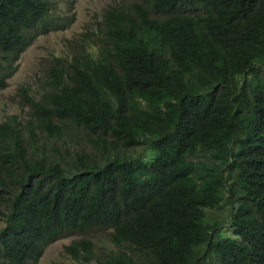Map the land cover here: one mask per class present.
Masks as SVG:
<instances>
[{
    "label": "trees",
    "instance_id": "16d2710c",
    "mask_svg": "<svg viewBox=\"0 0 264 264\" xmlns=\"http://www.w3.org/2000/svg\"><path fill=\"white\" fill-rule=\"evenodd\" d=\"M54 1L0 0V87L59 28ZM101 25L0 123V264L93 229L115 248L98 264H264V0H137ZM65 249L95 258L90 238Z\"/></svg>",
    "mask_w": 264,
    "mask_h": 264
},
{
    "label": "rangeland",
    "instance_id": "374dc122",
    "mask_svg": "<svg viewBox=\"0 0 264 264\" xmlns=\"http://www.w3.org/2000/svg\"><path fill=\"white\" fill-rule=\"evenodd\" d=\"M130 0H55L51 9V17L59 22H67L62 30L37 34L32 43L12 63L10 76H5V86L0 90V121L7 115L18 113L21 120H26L30 110L25 94L30 89L33 97L38 98L42 91L44 73L54 63L53 58L63 61L80 46L94 54V48L101 37L100 22L108 8L119 2ZM44 141H40L41 144ZM57 149L62 154L65 150L89 151L91 147L77 144L73 138L64 136L57 140ZM74 157V155H71ZM90 238L95 244V256L103 258L104 254L115 249L110 242L109 232L93 229L87 236L72 235L50 243L42 256L31 264H71L72 260L64 252V247L73 240ZM86 264H98L90 260Z\"/></svg>",
    "mask_w": 264,
    "mask_h": 264
},
{
    "label": "clouds",
    "instance_id": "9594fccd",
    "mask_svg": "<svg viewBox=\"0 0 264 264\" xmlns=\"http://www.w3.org/2000/svg\"><path fill=\"white\" fill-rule=\"evenodd\" d=\"M136 1H137V0H130V1L127 2V3H125V2H119V3H116L114 6H116V7H117V6H123L125 9L130 10L132 4L135 3ZM50 13H51V11H50ZM50 16H51V14H50ZM51 18H52V17H51ZM53 19H54V18H53ZM101 22H102V21H101ZM55 23H56V24H59V28H58L57 30H62V29H64V28H65V25L67 24V22H59V21H57V20H56ZM101 29H102V25H101ZM57 30H55V31H57ZM49 32H52V31H49ZM43 35H44V34H43ZM44 77H45V73H44V76H43V79H42V86H43ZM1 89H3V87H0V90H1ZM26 91L29 92V93L25 94L26 103H27L28 95H32V94L30 93V89H27ZM42 91H43V90H42ZM27 105H28V104H27ZM28 107H29V106H28ZM29 110H30V109H29ZM13 116H20V115H19L18 113H13V114L7 115L4 119H2V120L0 121V123L3 122V121H5V120H7L8 118L13 117ZM26 117H27V115H26ZM62 121H63L62 118L57 117V121L55 122L54 127L60 125V124L62 123ZM41 138H42V135L39 136V141H38V142L41 141ZM231 139H232V140H237L238 138H231ZM36 158H37V157L33 154L31 160L35 161ZM67 158H69V157H67ZM35 177H37V179L40 178V176H39L38 173L35 175ZM33 179H35V178H33ZM26 189H31V187H30V186H27V188H25V187L23 186V187H22V188H21V189L15 194V199H17V200H22V201H23L24 198H25V196H26V195H25ZM31 190H32V189H31ZM0 210H1V212H4V213H11V212H14V209H4V205H3V204H0ZM4 224H5V220H3L2 217H1V215H0V228H1V229L4 228V226H5ZM72 235H82V236H87V234L83 235V234H80V233H73V234H70V235H67V236H64V237H60V238H58V239H56V240H59V239H61V238H65V237H69V236H72ZM86 239H88V238H81V239H78V240H73V241H71L69 244H67L66 246H68V245H70V244H72V243H74V242L81 241V240H86ZM56 240H54V241H56ZM54 241H51L50 243H52V242H54ZM50 243H48L47 245H45V247L43 248L41 254L39 255V257H37V259H36L35 261L28 262L27 264H31V263L36 262V261L42 256V254H43L45 248H46ZM66 246L64 247V252H65V254L68 255V256L70 257V259L72 260V263H71V264H86V263H87V262L84 263L81 259H77V258L71 256V255L66 251V249H65ZM94 257H95V258H93L92 260L95 259V260L97 261V258H99L98 256H95V252H94ZM7 264H17V263H16V261H15V259H14L13 257H8V258H7Z\"/></svg>",
    "mask_w": 264,
    "mask_h": 264
}]
</instances>
